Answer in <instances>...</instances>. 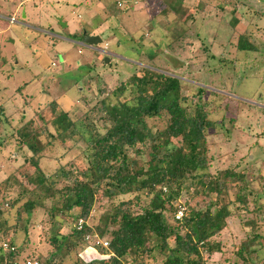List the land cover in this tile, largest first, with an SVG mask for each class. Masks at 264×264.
Listing matches in <instances>:
<instances>
[{"label":"rangeland","instance_id":"374dc122","mask_svg":"<svg viewBox=\"0 0 264 264\" xmlns=\"http://www.w3.org/2000/svg\"><path fill=\"white\" fill-rule=\"evenodd\" d=\"M48 1L50 5L46 13L53 29H50V25L45 27L42 24L48 32H40L32 27L30 18L22 20L23 25H19L20 20L17 19L0 35V78H8L1 81L6 96H1L4 92H0V105H4V117L9 123H0V184L12 176L11 183L17 180L22 185L15 184L0 194L3 218L12 225L6 236L0 230V237L12 239L20 248L18 264L23 263L24 257L32 258H27L31 262L49 258L55 248L48 244V238L53 233L68 234L80 210L73 208L52 221L47 212L51 201L45 199L42 201L43 207H36L30 215L21 210L20 217L16 218V210L22 208L28 196H22L20 204L14 208L10 207L9 200L15 199L22 188L33 189L34 185L28 182L27 177L35 171L24 160L32 153L19 148L16 130L30 121L29 131L38 132V140L44 145L37 156L38 165L46 175H52L62 168L74 173L85 169L88 166L85 157L89 152L86 149L88 138L93 133H104L109 125L103 120L105 112L101 101L106 104L117 102L115 89L133 73H140L141 66L154 67L178 77L182 104L188 106L189 110H193L198 101L204 105L207 117L213 123L205 131L209 149L207 173L216 174L229 168L242 171L245 183L250 181V186H247L253 193L250 198L258 194L260 202L264 203V0H130V4L135 1L132 9L130 7L133 6L127 2L117 7L116 1L126 0H99L114 10L118 8L127 18L124 17L122 21L110 17L103 20L105 23L100 25L103 27L100 31L102 43L87 47L69 37L67 28L55 16L70 13L73 21H68V24L74 22L79 25L86 20V13L91 9L98 13L96 18H104L107 11L102 2ZM1 11L5 15L11 14L5 11V7ZM78 15L84 17L81 19ZM65 20H68L67 16ZM170 31L184 34L175 41ZM241 35L247 36L257 51L246 53L237 50ZM151 54L156 57L148 58L147 55ZM105 57L108 60L105 61ZM77 60L81 61L79 66L76 65ZM28 77L34 78V83L31 79L34 86L21 84V80ZM199 87L205 90L200 93ZM128 90L120 96L121 100L129 97ZM52 103H55L54 111L51 110ZM61 110L76 121L77 131L70 138L56 140L51 136L55 134L51 120ZM149 124L153 130H157L165 128L167 121L165 117H159L150 119ZM173 141L177 143L176 139ZM145 149L142 155L130 152L129 156L146 166L149 155ZM223 181H232V178ZM63 184L65 182L62 181ZM202 190L203 186L200 185L198 194L193 193L192 197L182 190L172 202L177 212L181 211L180 220H188L192 209H206L215 199L214 195L203 194ZM226 192L227 195L216 202L223 204L231 201V215L226 220L225 228L215 236L221 250L210 255L206 263L244 264L238 258L237 251L251 231V225L245 222L252 223L253 218L257 225L255 231L262 237L252 242L250 248L254 253L250 257L264 263V221L260 219L264 211L258 210L260 215L257 214L250 198L245 204L236 200L235 186L228 187ZM136 195H120L114 202H135ZM147 200L141 198L140 203L132 207L133 211L140 212ZM108 202L98 195L87 219H82V225H96ZM215 206L212 205L211 209H215ZM174 218L177 220L176 216ZM15 223L17 227H13ZM86 240L87 245L80 250L79 257L89 262L103 255L97 248L98 244L95 245L97 238L89 236ZM154 244L156 240L151 242V245ZM154 253L156 257H148L147 264H162L164 256L158 254L157 250ZM76 254L77 250H73L64 257L62 264H74ZM63 256L62 251L55 260Z\"/></svg>","mask_w":264,"mask_h":264},{"label":"trees","instance_id":"16d2710c","mask_svg":"<svg viewBox=\"0 0 264 264\" xmlns=\"http://www.w3.org/2000/svg\"><path fill=\"white\" fill-rule=\"evenodd\" d=\"M170 32L175 41L184 34ZM86 34L81 33L80 39ZM237 50L246 53L257 51L248 37L243 35L238 39ZM147 57L154 59L156 55ZM140 70V73H133L115 89L117 102L106 104L101 101L105 112L103 120L109 125L104 133L90 135L86 142L89 152L85 155L88 166L77 173L62 168L52 175H46L38 165L37 156L44 148L38 140V132L29 131L30 121L16 130L19 148L32 153L24 160L35 168L34 173L27 177L28 182L34 185L33 189L22 188L15 199L9 200L10 207L14 208L20 204L22 196H28L22 208L16 210V218L20 217L21 210L30 215L36 207H43L42 201L45 199L51 201L47 212L52 221L73 208L80 210L68 234L53 233L48 238L47 242L55 248V252L44 261H36L37 264H62L64 257L73 250H77L74 264H147L148 257H156L155 250L164 256L162 264H207V258L221 250V244L215 240V236L225 228L226 220L231 215V201L218 204L217 199L227 195L226 189L231 186H235L236 200L242 204L247 203L253 194L247 188L250 181L245 183L242 171L229 168L216 174L207 173L209 149L205 131L213 123L208 119L202 102L198 101L195 108L189 110L188 106L182 104L181 81L178 77L149 66H141ZM127 90L129 97L121 100L120 96ZM203 90L199 87L200 93ZM3 107L0 105V123L9 125ZM51 110H55V103H52ZM159 117L166 118L167 126L153 130L149 120ZM75 122L66 111H59L51 120L55 131V134H51L52 139L70 138L77 131ZM175 139L177 143H174ZM145 148L149 155L146 166L129 156L130 152L142 155ZM221 177L232 178V181H223ZM12 178L10 176L3 180L0 194L20 184L17 180L11 183ZM62 181L65 184L61 185ZM200 185L203 186V194L214 195L215 199L206 209H192L188 220H175L177 208L173 207L172 202L182 190L190 193L191 197L193 193L198 194ZM128 193H137L135 202H114L116 197ZM98 195L109 201L105 211L99 215V222L93 226L83 223L78 228L77 221L87 219ZM143 197L148 198L147 202L140 212H134L132 207L139 204ZM249 200L253 201L257 214L258 210L264 211V203L260 202L258 194ZM212 205L215 206L213 210ZM3 213L0 204V230L6 236L12 225L3 218ZM260 219L264 221V212ZM252 220V223L245 222L251 225V231L244 245L238 249L237 256L244 264H264L262 260L250 257L254 253L250 248L252 242L262 237L255 231V219ZM13 227H17V223ZM93 235L108 245L103 247L98 244L97 248L103 255L86 262L78 254L87 245L86 237ZM0 239L14 247L0 249V264H18L20 248L8 237ZM154 240L156 244L151 245ZM62 251L63 258L56 261L55 257ZM27 258L30 257H24L22 264H26Z\"/></svg>","mask_w":264,"mask_h":264},{"label":"crops","instance_id":"0c3cea01","mask_svg":"<svg viewBox=\"0 0 264 264\" xmlns=\"http://www.w3.org/2000/svg\"><path fill=\"white\" fill-rule=\"evenodd\" d=\"M1 2H4V3H1ZM99 2L101 3L102 1H99ZM126 2L128 4H130L129 3L130 0H126L124 2L116 1V4L118 5L117 7H122L124 4H127ZM74 4H76V3H74ZM102 4H103V2H102ZM49 5H50V1H48V0H0V35H3L6 32V30L9 29L8 27H10L11 23H16L17 19L20 20L19 25H23L22 20L26 21V19L30 18V20L32 21L31 24L33 25L32 27L39 30L40 32H44V31L48 32V29H44L43 25L45 27L46 26L48 27L50 25V29H53L52 23H50V21L48 20V18H47L48 14L46 13V11H47L46 8ZM105 5L106 4H103V7L107 12H106L104 18L103 17L102 18L99 17V19L96 18L98 16V13L95 10L90 9V11H87V13H86V20H83V22L79 25L74 23V22L73 23L71 22V24H68V21L72 20V16L70 13H67L65 15L61 14L62 15V17H61L62 22H64L66 24V26H64V27L67 28V31L69 33V37L77 39V41H75L74 39H68V38H65V39L69 40V41H75L79 45H82L80 43L81 33H84V34L87 33L86 35H98L101 37L100 31H101V28H103V27L100 25H101V23H105L103 20L110 17V19H114V20L118 19L119 21H122L124 17L127 18V16L125 14H123L121 11H119L118 8L114 10V9H112V7L110 5L109 6H107V5L105 6ZM130 5L133 6V7H130L131 9L134 8L135 7V1L133 4H130ZM4 7H5V11H8L11 13L10 15H5V13H3L1 11L2 8H4ZM127 7L128 6L126 5L125 11L128 10ZM53 15L55 16V14H53ZM65 16H67V18H68L67 21L65 20ZM78 17L82 19L84 16L78 15ZM12 18H14L13 21H12ZM44 18H45V22H43ZM55 18L58 19V16H55ZM25 23L28 26H31L27 22H25ZM78 33H79V35H76ZM74 35H76V36H74ZM102 41H103V39H102ZM106 44L104 46H106ZM82 46H85V45H82ZM85 47H87V46H85ZM80 52H81V50L78 49V53H80ZM113 55L116 57H119L118 54H113ZM1 58H2V56L0 54V59ZM80 64H81V61L77 60L76 65L79 66ZM1 69H0V71H2ZM2 76H4V75H2ZM3 78L4 79H2V80L0 78V89H1L0 92L1 93L4 92L1 96H6L5 91L3 89V87H5V86L2 87L1 81H7L8 78H6L5 76ZM27 79H29V77L23 78L21 80L22 81L21 84L22 85L24 83L32 84L31 79H33V83H34L33 77H31V79H29L30 82ZM34 85L35 84H32V86H34ZM6 93H7V91H6Z\"/></svg>","mask_w":264,"mask_h":264},{"label":"built area","instance_id":"2783aa9c","mask_svg":"<svg viewBox=\"0 0 264 264\" xmlns=\"http://www.w3.org/2000/svg\"><path fill=\"white\" fill-rule=\"evenodd\" d=\"M13 20H14V18H12V21ZM101 51L105 52L103 49H101ZM180 214H181V211H178L177 214H176V218L177 219H180V217H181ZM81 227H82V220L80 219L78 228H81ZM92 237L97 238V241L95 242V245L96 244H102V245L104 244L103 246L107 247L108 243L106 241L103 242V241L99 240L98 239L99 237L97 235H93ZM87 238H89V236H87ZM13 248L14 247L9 245L8 241L0 239V249L8 250V249H13ZM27 264H37V262L36 261H33V262L27 261Z\"/></svg>","mask_w":264,"mask_h":264},{"label":"water","instance_id":"95a60500","mask_svg":"<svg viewBox=\"0 0 264 264\" xmlns=\"http://www.w3.org/2000/svg\"><path fill=\"white\" fill-rule=\"evenodd\" d=\"M58 21L63 26H66V24L62 22L61 17H58ZM80 43L85 46L98 45L102 43V38L98 35H86L82 38ZM106 60H108V57H105V61Z\"/></svg>","mask_w":264,"mask_h":264}]
</instances>
